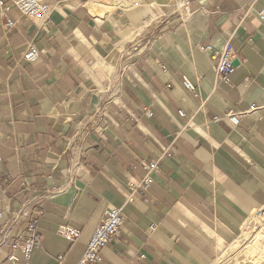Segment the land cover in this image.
<instances>
[{"label": "crops", "instance_id": "obj_1", "mask_svg": "<svg viewBox=\"0 0 264 264\" xmlns=\"http://www.w3.org/2000/svg\"><path fill=\"white\" fill-rule=\"evenodd\" d=\"M47 1L48 22L7 11L12 30L0 5V264H25L12 244L33 218L29 264H76L110 206L124 224L97 264H214L264 207V0H129L104 17ZM228 43L244 60L231 84L201 49ZM151 159L149 189L130 187Z\"/></svg>", "mask_w": 264, "mask_h": 264}, {"label": "built area", "instance_id": "obj_2", "mask_svg": "<svg viewBox=\"0 0 264 264\" xmlns=\"http://www.w3.org/2000/svg\"><path fill=\"white\" fill-rule=\"evenodd\" d=\"M0 5L3 7L2 15L6 17L5 27L8 30H12L15 27V22L7 18L6 12L9 11L12 7L18 9L22 14L43 22H48L51 13V5L47 0H10V4H6V0H0ZM260 21L264 20V9L258 13ZM203 51L210 52L211 56L217 60L216 69L221 82L231 84V75L235 69L242 63L244 60L240 57L239 53L235 48L228 43L223 49L217 50L213 46L207 45L201 47ZM39 56V51L35 46L31 45L28 51L25 53L24 57L29 61H35ZM185 85L188 88L193 89L192 83L185 79ZM261 109L260 106L253 105L248 110H242L236 112L233 109H228L223 117L230 120L233 125H237L240 122V119L243 116L250 114H257ZM180 114L183 115V111H180ZM148 115L151 116L152 112H148ZM222 119V116H214L213 121H219ZM163 156L170 157L172 153L169 149L163 152ZM160 159H151L143 162V165L146 169V174L139 184L130 183V187L136 188L140 187L143 191L149 189L152 182V175L154 173H159ZM133 201V196L129 197V202ZM38 219L33 218L27 226V235L24 240H17L12 244L14 251H19L25 262L29 264L32 254L35 249L41 247V233L39 231ZM124 224V215L122 208L110 206L104 211L103 218L100 224L97 226L94 231L91 239L88 242L87 248L76 264H97L103 258V252L113 238L121 231ZM151 229H154V226H151ZM58 233L65 237L68 240L75 241L80 236V230L69 225V224H60L58 227ZM63 256H60L62 259ZM9 260L12 264H16L19 260V257L16 253H12L9 256Z\"/></svg>", "mask_w": 264, "mask_h": 264}, {"label": "bare ground", "instance_id": "obj_3", "mask_svg": "<svg viewBox=\"0 0 264 264\" xmlns=\"http://www.w3.org/2000/svg\"><path fill=\"white\" fill-rule=\"evenodd\" d=\"M126 2H125V5H126L125 8L127 10H129L131 8V5L128 3L129 2L128 0ZM107 5H108V3L106 0H90V2L88 4V8H89L90 12H92L94 15L99 16L101 14H107L108 13ZM117 6H118V3H115L114 8H116ZM258 223L259 222H258L256 215H253L252 217H250L249 221L247 222V224L243 228L241 235L237 236L233 242L229 243V245L232 246V249L243 246L242 247L243 248L242 253L244 254V258H245V259L243 258L244 259L242 261L243 264H264V233H263L264 231L260 230V232H257L256 229L254 231L255 233H252V231H249V229L251 230V228H255V226H257ZM254 234H255V236H254L255 240L254 241L249 240L250 236H252ZM252 237H251V239H252ZM228 252H230V251H228ZM228 252H227V254H228ZM231 252H233V251H231ZM235 260H237V259H235ZM236 262L239 263L238 260Z\"/></svg>", "mask_w": 264, "mask_h": 264}, {"label": "rangeland", "instance_id": "obj_4", "mask_svg": "<svg viewBox=\"0 0 264 264\" xmlns=\"http://www.w3.org/2000/svg\"><path fill=\"white\" fill-rule=\"evenodd\" d=\"M107 1V3H108V5H107V11H108V13L109 12H112L115 8H114V5H115V3H118V6H120V7H124L125 8V2L127 1V0H106ZM129 1V0H128ZM127 3V2H126ZM126 9V8H125ZM92 13V12H91ZM107 13V14H108ZM93 14V13H92ZM107 14H101V15H99V17H104V16H106ZM104 15V16H103ZM262 214V215H261ZM253 215H256V217H257V219H258V225L257 226H255V228H251V230L249 229V231H252V233H255L254 231H255V229L257 230V232H260V230L261 231H264V207H262V208H260V209H258V210H253V212L251 213V215L249 216V218L250 217H252ZM249 218L247 219V221L245 222V224H244V226H243V228L245 227V225L247 224V222L249 221ZM262 221V222H261ZM258 227V228H257ZM253 229V230H252ZM248 230V229H247ZM259 230V231H258ZM242 231H243V229H242ZM242 231H241V233H242ZM241 233L239 234V235H241ZM251 233V234H252ZM264 233V232H263ZM253 236V237H252ZM252 236H250V238H249V240H255V238H254V236H255V234L254 235H252ZM251 237H252V239H251ZM230 246V247H229ZM243 247V246H242ZM242 247H237V248H233L232 249V246L231 245H227L224 249H222L221 251H220V253H219V256H218V258H217V260L215 261V263L214 264H243V260L245 259L244 258V254L242 253ZM230 248V249H229ZM228 251H233V252H228ZM227 252H228V254H227ZM240 252V253H239ZM234 254V255H233ZM240 254V255H239ZM231 258H230V257ZM243 256V257H242ZM244 258V259H243ZM235 259H237L238 261H239V263L238 262H236L237 260H235ZM231 261V262H230ZM229 262V263H228ZM234 262V263H233Z\"/></svg>", "mask_w": 264, "mask_h": 264}]
</instances>
